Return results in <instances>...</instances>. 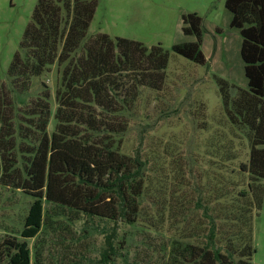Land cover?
I'll list each match as a JSON object with an SVG mask.
<instances>
[{"label": "rangeland", "instance_id": "rangeland-1", "mask_svg": "<svg viewBox=\"0 0 264 264\" xmlns=\"http://www.w3.org/2000/svg\"><path fill=\"white\" fill-rule=\"evenodd\" d=\"M37 2L0 0V95L9 84L7 70ZM188 13L203 18L205 65L173 50L177 44L196 41V36L182 31L183 15ZM231 20L226 0H99L88 36L106 33L148 47L162 45L170 53L166 80L161 90H140L121 150L72 144L80 141L56 133L52 119L23 188L16 190L0 182V241L11 235L21 238L29 207L42 198L46 209L58 203L96 217L54 218L45 224L40 235L29 240L34 260L39 252L42 264H101L107 234L118 219L114 243L121 256L129 259L127 263L120 257L118 264H163L174 239L207 244L210 223L200 207L202 198L217 217L219 245L227 248L231 241L239 245V228L226 218L239 195L248 190L250 174L240 167L249 161L250 147L247 130L228 119L218 84L224 79L248 90L241 56L243 38L238 28L230 27ZM61 71L62 67L53 65L32 79V95L41 93L44 82L50 86L54 108ZM6 109L15 127L13 150L18 153L24 143L20 127L27 125L21 116L26 107L15 101ZM138 155L146 170L141 177L123 182L127 209L121 217L118 196L105 192L96 198L99 188L85 181L107 186L135 170ZM22 165L20 158L17 166ZM249 195L243 198L249 200ZM253 226V264H264V181Z\"/></svg>", "mask_w": 264, "mask_h": 264}, {"label": "trees", "instance_id": "trees-1", "mask_svg": "<svg viewBox=\"0 0 264 264\" xmlns=\"http://www.w3.org/2000/svg\"><path fill=\"white\" fill-rule=\"evenodd\" d=\"M99 0H39L19 49L7 70L8 86L0 95V182L4 186L22 189L25 174L30 169L38 144L46 135L53 119L56 133L76 139L86 147H100L107 151L121 150L123 136L128 131L132 109L142 88L161 90L166 80L169 51L162 45L148 47L138 40L113 38L106 33L88 36ZM232 13L231 28H238L243 38L241 56L244 63L248 90L240 89L219 79L225 113L234 125L247 130L250 157L241 164V171L250 174L248 190L242 192L226 221L237 226L240 243L231 241L227 248L219 245L221 234L217 217L200 198V207L210 223L205 245L185 243L177 238L169 244L163 264H253L256 252L253 244V216L262 204L264 181V0H226ZM203 18L197 13L183 15L182 31L196 36L173 47L175 53L197 64H206L202 50ZM62 67L61 83L55 90V108L50 86L38 95H32L34 77L38 78L52 66ZM12 95L11 99L9 94ZM19 102L26 109L22 113L27 125L21 130L24 143L18 153L13 136V122L6 107ZM67 142V138L64 139ZM70 144V145H72ZM69 145V146H70ZM68 146V145H67ZM20 158L22 167L17 166ZM136 156L137 168L116 177L107 186L85 181L99 188L96 198L105 192L115 193L119 199L121 217L126 213L123 182L141 177L146 163ZM231 157L228 158L230 160ZM250 194V195H249ZM250 196L249 200L243 197ZM240 199H244L241 200ZM42 198H36L29 207L21 238L7 236L0 241V263L42 264L41 253L35 260L29 240L36 239L45 224L58 219L73 221L90 216L89 211L67 205L54 204L46 209ZM87 216V217H88ZM117 225L107 234L101 264H118L121 256L114 243L118 237ZM128 263V258L125 257ZM133 264V263H132Z\"/></svg>", "mask_w": 264, "mask_h": 264}, {"label": "crops", "instance_id": "crops-1", "mask_svg": "<svg viewBox=\"0 0 264 264\" xmlns=\"http://www.w3.org/2000/svg\"><path fill=\"white\" fill-rule=\"evenodd\" d=\"M206 54V53H205ZM207 56V55H206Z\"/></svg>", "mask_w": 264, "mask_h": 264}]
</instances>
